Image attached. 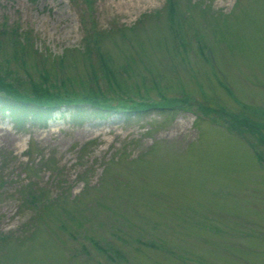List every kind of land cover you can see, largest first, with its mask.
<instances>
[{
	"label": "rangeland",
	"instance_id": "obj_1",
	"mask_svg": "<svg viewBox=\"0 0 264 264\" xmlns=\"http://www.w3.org/2000/svg\"><path fill=\"white\" fill-rule=\"evenodd\" d=\"M0 79L109 107L0 109V264H264V0H0Z\"/></svg>",
	"mask_w": 264,
	"mask_h": 264
},
{
	"label": "trees",
	"instance_id": "obj_2",
	"mask_svg": "<svg viewBox=\"0 0 264 264\" xmlns=\"http://www.w3.org/2000/svg\"><path fill=\"white\" fill-rule=\"evenodd\" d=\"M169 8L174 13V3H169ZM14 85L19 86L13 82L6 83L0 79V105H2L0 109L2 112H11L12 118L18 124L27 117L46 122L50 118V114L62 105H71L74 109L70 118L73 124H82L89 117H103L105 111L109 110L106 103H102L94 96L73 97L72 94L61 97L59 92L49 91L48 88L37 87L35 84L30 85L32 86L30 92L23 94L22 90H18ZM145 109L146 107L132 105V111L142 112Z\"/></svg>",
	"mask_w": 264,
	"mask_h": 264
},
{
	"label": "bare ground",
	"instance_id": "obj_3",
	"mask_svg": "<svg viewBox=\"0 0 264 264\" xmlns=\"http://www.w3.org/2000/svg\"><path fill=\"white\" fill-rule=\"evenodd\" d=\"M143 3V2H142ZM132 5H135V2H127V1H124V2H122V4L120 5L121 6V8L122 7H124V8H129V7H132ZM123 8V9H124ZM132 10V9H131ZM134 10H135V8H134ZM124 13V12H123ZM79 135V134H78Z\"/></svg>",
	"mask_w": 264,
	"mask_h": 264
}]
</instances>
